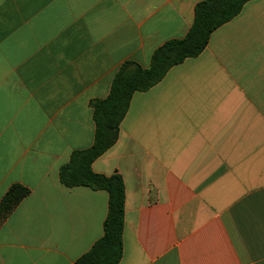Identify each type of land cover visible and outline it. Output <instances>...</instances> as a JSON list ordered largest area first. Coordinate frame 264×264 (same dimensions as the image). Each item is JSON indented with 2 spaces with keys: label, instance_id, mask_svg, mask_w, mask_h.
<instances>
[{
  "label": "crops",
  "instance_id": "0c3cea01",
  "mask_svg": "<svg viewBox=\"0 0 264 264\" xmlns=\"http://www.w3.org/2000/svg\"><path fill=\"white\" fill-rule=\"evenodd\" d=\"M204 0H0V264H73L104 236L109 194L66 187L93 146L91 102L126 61L149 67ZM122 177L119 264H264V0L199 56L132 96L116 143L91 165Z\"/></svg>",
  "mask_w": 264,
  "mask_h": 264
},
{
  "label": "trees",
  "instance_id": "16d2710c",
  "mask_svg": "<svg viewBox=\"0 0 264 264\" xmlns=\"http://www.w3.org/2000/svg\"><path fill=\"white\" fill-rule=\"evenodd\" d=\"M251 0H204L195 7L194 23L183 38L171 39L158 47L149 67L126 61L116 73L107 98L91 102L96 125L95 141L91 148L76 151L60 171L66 187L87 186L106 190L109 212L104 223V236L89 252L73 264H119L123 254L125 187L120 175L104 176L92 171V163L117 141L120 124L132 96L158 84L168 71L188 58L199 56L207 48L212 33L238 15ZM29 188L14 184L0 202V225L29 195Z\"/></svg>",
  "mask_w": 264,
  "mask_h": 264
}]
</instances>
